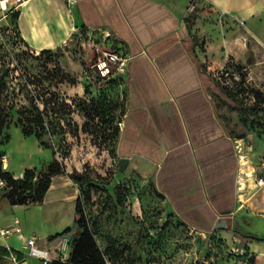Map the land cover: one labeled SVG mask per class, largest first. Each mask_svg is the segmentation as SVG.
Wrapping results in <instances>:
<instances>
[{
	"label": "rangeland",
	"instance_id": "374dc122",
	"mask_svg": "<svg viewBox=\"0 0 264 264\" xmlns=\"http://www.w3.org/2000/svg\"><path fill=\"white\" fill-rule=\"evenodd\" d=\"M212 12L208 3L196 0L185 17L187 26L192 28L198 18ZM218 22L222 23V15ZM108 54L118 60L112 61L110 77L102 78L96 64ZM126 59L124 48L107 32L87 28H78L67 45L54 51L34 50L18 32L16 12L0 8V106L7 114L0 129V149L7 154L8 172L14 178L25 170L41 176L55 160L64 166L62 174L52 177L46 204L43 200L20 205L16 216L22 223L33 218L32 227L40 231L72 223L52 246V264L62 262L63 250L74 263L90 264V255L81 249L87 242L99 252V264H108L106 248L113 264H255L243 241L229 243L216 233L207 234L183 222L153 178L131 168L121 172L116 152L119 137L111 136L102 121L95 123L101 128L98 135L94 127L81 128L87 122L85 110L102 106L115 115L121 130L128 101ZM227 67L239 78L226 90L212 77L219 116L246 157L260 166L264 155V48L252 44L244 62L230 61ZM55 96L72 106L62 118L78 129L66 121L65 133L46 131L40 140L26 136L18 121L20 112L34 104L44 108V100ZM253 200L250 209H259L262 191ZM69 203H74V217L65 210ZM246 223L244 232L254 236L251 248L256 264H264V215ZM78 231L82 232L80 243L74 238Z\"/></svg>",
	"mask_w": 264,
	"mask_h": 264
},
{
	"label": "crops",
	"instance_id": "0c3cea01",
	"mask_svg": "<svg viewBox=\"0 0 264 264\" xmlns=\"http://www.w3.org/2000/svg\"><path fill=\"white\" fill-rule=\"evenodd\" d=\"M195 1L26 0L17 9L16 26L23 41L41 52L67 45L78 28L110 33L128 58L119 159L128 158L127 168L153 178L183 222L229 243L243 241L256 264L254 236L244 229L252 217L264 215V186L256 183L260 167L246 157L220 119L212 74L227 62H244L251 45H260L264 0H204L213 12L190 28L185 17ZM258 191L261 206L250 209ZM46 201L47 196L43 205ZM68 206L65 210L74 217V203ZM19 207L0 202V228H11L15 218L20 222L21 235L0 236V244L15 250L26 251L31 237L52 249L73 227L69 222L40 231L32 227L33 218L22 223L16 216ZM22 264L43 263L28 256Z\"/></svg>",
	"mask_w": 264,
	"mask_h": 264
},
{
	"label": "trees",
	"instance_id": "16d2710c",
	"mask_svg": "<svg viewBox=\"0 0 264 264\" xmlns=\"http://www.w3.org/2000/svg\"><path fill=\"white\" fill-rule=\"evenodd\" d=\"M17 15V12H16ZM42 52H50L42 51ZM229 71L234 72V69L231 67H227ZM236 73V72H235ZM116 79H111V81H115ZM219 83V82H218ZM220 84V83H219ZM223 89L229 90L232 88H228L220 84ZM44 108H40L37 105H33L27 107L25 110L20 112L19 124L23 128V133L26 136L34 135L38 140L42 139L44 132L49 131L51 135H57L60 133H65L66 129V121L63 120V115H68L71 112V105L64 100L59 99L55 96V98L51 97L44 100ZM53 104V105H52ZM57 108V109H55ZM115 109V108H114ZM85 117L87 122H84L82 125L83 131H89V129H95L96 135L101 133V128L99 124H95L98 121L100 124H104L106 127H109L108 130L112 133L111 136L118 139L120 135V127L115 124V115L110 114V110H103L102 106H94L89 111L85 110ZM53 114L55 115L54 119ZM126 114V113H125ZM111 115V116H110ZM7 114L5 113V109L0 106V129L6 124ZM67 125L76 127L78 129L77 124H72L67 121ZM104 137L105 135L102 134ZM118 143V141H117ZM118 145V144H117ZM116 145V148H117ZM117 152V149H116ZM64 172L63 164H60L55 160L48 167V171L38 176L35 170H25L23 172L22 177L14 178L12 174L8 171H3L0 169V174L3 178H5L8 182V191L6 194L7 201L12 205H27L29 202H35L36 204L43 202L46 193L48 192L52 177L62 174ZM81 232V231H80ZM82 232L78 236V242L81 240ZM255 240H260L259 238ZM80 243V242H79ZM86 247V248H85ZM84 253H88L90 255V264H99V252L92 247V244L87 242L81 248ZM104 256L108 259V264L112 263V255L111 251L106 248L104 250ZM53 264H78L74 263L72 260V256H69L67 263H53Z\"/></svg>",
	"mask_w": 264,
	"mask_h": 264
},
{
	"label": "built area",
	"instance_id": "2783aa9c",
	"mask_svg": "<svg viewBox=\"0 0 264 264\" xmlns=\"http://www.w3.org/2000/svg\"><path fill=\"white\" fill-rule=\"evenodd\" d=\"M26 0H0V7L3 10H9L11 12H17L18 7L25 2ZM111 36L110 33H108ZM262 48H264V39L260 42ZM118 56H114L108 54L105 58H100L96 64V72L102 78H108L112 74V61L117 63ZM125 65L126 70H128V58L126 59ZM226 66L213 71V78L220 82L223 86L228 88H233V79H238L239 76L237 73L229 71ZM7 154H4L0 149V169L3 171H7L6 163ZM260 176L257 178V185L262 187L264 186V155L262 158V163L259 166ZM8 191V182L5 178H3L0 174V202L7 200L6 194ZM21 235L22 229L20 227V222L18 218L14 219V224L11 228H0V236L2 238H7L10 235ZM26 251H18L13 249L7 244H0V264H22L26 261L28 256L40 259L43 264H49L52 259V251L48 248H43L38 245L37 238L31 237L26 240ZM68 251H62L61 261L63 263H67L69 255H67Z\"/></svg>",
	"mask_w": 264,
	"mask_h": 264
},
{
	"label": "water",
	"instance_id": "95a60500",
	"mask_svg": "<svg viewBox=\"0 0 264 264\" xmlns=\"http://www.w3.org/2000/svg\"><path fill=\"white\" fill-rule=\"evenodd\" d=\"M128 164H129V159L128 158H121L120 159V168H119V170L121 172H123L127 168ZM226 223H227V219L223 218L221 220V227H225ZM80 234H81L80 231L76 232V236L74 238L76 239Z\"/></svg>",
	"mask_w": 264,
	"mask_h": 264
},
{
	"label": "bare ground",
	"instance_id": "6f19581e",
	"mask_svg": "<svg viewBox=\"0 0 264 264\" xmlns=\"http://www.w3.org/2000/svg\"><path fill=\"white\" fill-rule=\"evenodd\" d=\"M8 167V162L6 163V168ZM8 169V168H7Z\"/></svg>",
	"mask_w": 264,
	"mask_h": 264
}]
</instances>
